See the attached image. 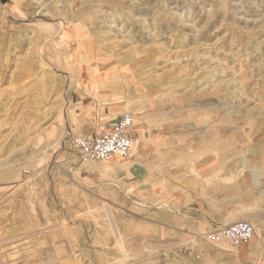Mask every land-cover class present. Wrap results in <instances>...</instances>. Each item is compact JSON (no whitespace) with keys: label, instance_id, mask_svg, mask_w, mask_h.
<instances>
[{"label":"rangeland","instance_id":"374dc122","mask_svg":"<svg viewBox=\"0 0 264 264\" xmlns=\"http://www.w3.org/2000/svg\"><path fill=\"white\" fill-rule=\"evenodd\" d=\"M20 5H0V236H15L0 264H264V222L250 219L264 213V0ZM89 110L132 114L126 156L75 148ZM173 153L199 155L178 176L159 160ZM208 154L226 169L236 154V195L219 200L231 186L195 169ZM234 196L251 238L210 242L224 224H199L203 212Z\"/></svg>","mask_w":264,"mask_h":264},{"label":"crops","instance_id":"0c3cea01","mask_svg":"<svg viewBox=\"0 0 264 264\" xmlns=\"http://www.w3.org/2000/svg\"><path fill=\"white\" fill-rule=\"evenodd\" d=\"M22 1L23 0H0V5H9L12 9H14L17 7V5L21 6L20 4ZM25 1L26 0H24V2ZM90 107H92V106H90ZM118 110H119V108H116V111H118ZM82 115L84 117L83 119L85 122L92 123L90 125V128H91L90 134H86L89 136H94V135L100 133L101 131L105 130L108 127L109 122L114 117L117 116L116 115V116H113L110 118H105L101 121V118H102L101 110H89V111L85 112V115L84 114H82ZM99 121H101V125H99L100 127L97 126L99 128V130H97L96 129L97 127H95V126L97 125V123H99ZM211 122L214 123V121H211ZM217 122H218V119H217ZM198 155L199 154H197V153H195V154L191 153V154H185V155L173 153V154L163 155V156H161L162 158H159V160L165 161L166 158L169 157L168 159L173 160V161H177L178 164H175L176 167H174L173 165H171V166L174 168L175 172H177V174H179L178 176H181L182 172H185V171L190 172L192 170V167L194 165L192 166V163H190V162L194 161V160H198V158H197ZM232 159H233L232 163H229L227 165L228 169H226V165H225L226 159H225L224 155L220 156V155L208 154L206 159H202V160L207 161L206 164L201 163V164L195 165V169L198 170V168H199L201 170V172L206 177H207L206 174L216 173V175H213V178L217 179V181H215L217 185L228 184L229 186H231V188H225L226 190H224V192H222V195L220 197H218L219 200H225L226 194L229 192H233L236 195V154L233 155ZM179 161H185V163H179ZM161 165L164 166V164H162V163H161ZM55 171L56 170H54V167L51 168V172H48V175L52 178L53 184L55 183L59 187V185H61V183L59 181H56L55 178H53ZM225 171H227L229 173V176H232L233 181L231 183H223L222 178H224V176H225L223 174V172H225ZM82 173L83 172L77 168H73V169L66 171L67 177L69 176V177L78 178V180H77L78 183H81V180L82 181H88L89 182L88 185H90L91 184V182H90L91 175H89V174L85 175ZM147 176H149V173H147L146 178H147ZM258 178H259V176L256 173H254V175H251V177H250V182L254 181L252 184L255 185L257 183L255 181ZM260 180H262V179H260ZM176 182L181 183L180 180H177ZM62 183L68 184V185L70 184L68 182L67 183L62 182ZM185 183H186V181H185ZM255 188H256V190H254L253 192L257 193L256 197H260L262 194H264V186H263V188L260 187L259 189L257 186H255ZM232 203H233V206L231 208H229L228 204H223V202L216 204L215 207L208 208L206 211L203 212L202 220L199 222V224L206 225L209 228L213 225H219V224L225 225V224H231V223L243 220L244 218H242L239 214L236 213V197L235 196L232 200ZM250 219L253 220L256 224H262L264 222V213H263V216L261 218H258L256 216V218L250 217ZM247 220H249V219H247ZM251 220H249V221L252 223ZM195 221H197V220L195 219ZM195 221H193L192 217H190V224L199 225L197 223L198 221L197 222H195ZM220 226H222V225H220ZM13 237H15V236H0V242L1 241L7 242L8 240H10ZM7 244H9V243H7ZM0 248H1V245H0ZM249 256L253 257V256H255V254H253V252H252L249 254Z\"/></svg>","mask_w":264,"mask_h":264},{"label":"built area","instance_id":"2783aa9c","mask_svg":"<svg viewBox=\"0 0 264 264\" xmlns=\"http://www.w3.org/2000/svg\"><path fill=\"white\" fill-rule=\"evenodd\" d=\"M133 116L129 112L121 113L109 122L108 127L94 135H80L72 139V144L85 158L104 161L114 157L126 156L134 145L132 135ZM254 232L249 220H242L215 228L207 236L210 242L218 243L230 240L236 246L246 243Z\"/></svg>","mask_w":264,"mask_h":264},{"label":"bare ground","instance_id":"6f19581e","mask_svg":"<svg viewBox=\"0 0 264 264\" xmlns=\"http://www.w3.org/2000/svg\"><path fill=\"white\" fill-rule=\"evenodd\" d=\"M120 18V17H119ZM126 54V53H125ZM130 55H131V52H130ZM131 57H132V55H131ZM238 95V94H237ZM248 101V100H247ZM246 101V102H247ZM249 102V101H248ZM244 103V102H243ZM245 104H247V103H244V105ZM232 244V243H231ZM237 247L236 246H234V245H225V246H223V249H225V250H229V251H237L238 252V250L236 249Z\"/></svg>","mask_w":264,"mask_h":264}]
</instances>
